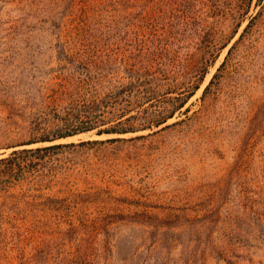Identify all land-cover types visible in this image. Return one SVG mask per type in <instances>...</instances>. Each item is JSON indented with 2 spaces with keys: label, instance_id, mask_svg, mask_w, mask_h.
Here are the masks:
<instances>
[{
  "label": "rangeland",
  "instance_id": "rangeland-1",
  "mask_svg": "<svg viewBox=\"0 0 264 264\" xmlns=\"http://www.w3.org/2000/svg\"><path fill=\"white\" fill-rule=\"evenodd\" d=\"M51 145L0 264H264V0H0V157Z\"/></svg>",
  "mask_w": 264,
  "mask_h": 264
},
{
  "label": "trees",
  "instance_id": "trees-1",
  "mask_svg": "<svg viewBox=\"0 0 264 264\" xmlns=\"http://www.w3.org/2000/svg\"><path fill=\"white\" fill-rule=\"evenodd\" d=\"M181 104L179 107H181ZM91 129L86 128L84 130ZM130 130L124 128H108L104 130H98L97 134L102 133H125ZM114 139V138H112ZM110 139V140H112ZM109 140V141H110ZM86 142H81V144ZM70 145H75L71 143ZM60 145H51L45 147L36 148H22L11 151L8 155L0 157V185L2 183H13V181H20L26 179L28 174L35 172L40 166H42V160L44 158L43 153L57 148Z\"/></svg>",
  "mask_w": 264,
  "mask_h": 264
},
{
  "label": "bare ground",
  "instance_id": "bare-ground-1",
  "mask_svg": "<svg viewBox=\"0 0 264 264\" xmlns=\"http://www.w3.org/2000/svg\"><path fill=\"white\" fill-rule=\"evenodd\" d=\"M95 136H97V135H95ZM101 136H104V135H100V136H97V137H101ZM70 138H72V137H70Z\"/></svg>",
  "mask_w": 264,
  "mask_h": 264
}]
</instances>
